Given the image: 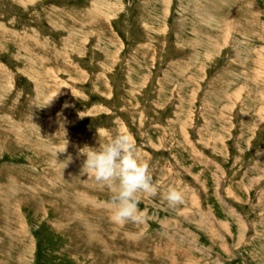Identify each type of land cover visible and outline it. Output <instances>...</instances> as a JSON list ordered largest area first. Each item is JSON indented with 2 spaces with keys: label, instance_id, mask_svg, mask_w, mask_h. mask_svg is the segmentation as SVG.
Segmentation results:
<instances>
[{
  "label": "rangeland",
  "instance_id": "1",
  "mask_svg": "<svg viewBox=\"0 0 264 264\" xmlns=\"http://www.w3.org/2000/svg\"><path fill=\"white\" fill-rule=\"evenodd\" d=\"M118 133L139 223L83 171ZM0 264H264V0H0Z\"/></svg>",
  "mask_w": 264,
  "mask_h": 264
},
{
  "label": "clouds",
  "instance_id": "2",
  "mask_svg": "<svg viewBox=\"0 0 264 264\" xmlns=\"http://www.w3.org/2000/svg\"><path fill=\"white\" fill-rule=\"evenodd\" d=\"M81 154L87 157L83 165L87 176L115 189L111 198L114 210L111 220L117 225L139 223L144 215L138 207L140 195L154 197L158 188L147 163L138 158L131 136L118 133L98 148L85 147ZM164 199L168 207L175 208L183 203L184 195L176 188H170Z\"/></svg>",
  "mask_w": 264,
  "mask_h": 264
},
{
  "label": "bare ground",
  "instance_id": "3",
  "mask_svg": "<svg viewBox=\"0 0 264 264\" xmlns=\"http://www.w3.org/2000/svg\"><path fill=\"white\" fill-rule=\"evenodd\" d=\"M212 1H216V0H212ZM221 2H222V1H220V3H221ZM218 3H219V2H218ZM218 7H219V6H218ZM223 7H224V6H223ZM233 14H234V13H233ZM224 20H225V19H224ZM225 21H226V20H225ZM220 23H221V24H224V25L227 24L226 27H227L228 25H230V24H228L227 21L224 22V23H222V21H221ZM240 23H241V22H240ZM215 24H216V23H215ZM217 24H218V23H217ZM221 24H219L217 27H218V28H221V27L223 26V25H221ZM211 28H212V27H211ZM33 183H34V182H33ZM10 186H11V185H10ZM9 190H10V188H9ZM77 199H79L78 196L75 197V200H77ZM81 202H82V201H81ZM55 205H56V204H55ZM92 235H93V234H92Z\"/></svg>",
  "mask_w": 264,
  "mask_h": 264
}]
</instances>
